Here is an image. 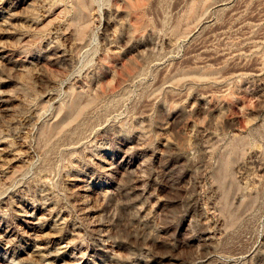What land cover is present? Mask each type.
Here are the masks:
<instances>
[{"label":"rangeland","instance_id":"374dc122","mask_svg":"<svg viewBox=\"0 0 264 264\" xmlns=\"http://www.w3.org/2000/svg\"><path fill=\"white\" fill-rule=\"evenodd\" d=\"M0 264H264V0H0Z\"/></svg>","mask_w":264,"mask_h":264},{"label":"bare ground","instance_id":"6f19581e","mask_svg":"<svg viewBox=\"0 0 264 264\" xmlns=\"http://www.w3.org/2000/svg\"><path fill=\"white\" fill-rule=\"evenodd\" d=\"M2 21V20H1ZM28 229V228H27Z\"/></svg>","mask_w":264,"mask_h":264}]
</instances>
